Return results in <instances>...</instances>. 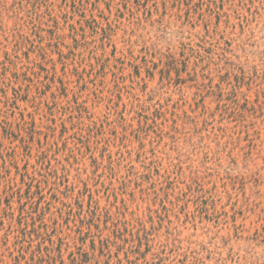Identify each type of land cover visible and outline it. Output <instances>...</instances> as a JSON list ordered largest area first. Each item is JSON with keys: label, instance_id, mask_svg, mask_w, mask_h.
Listing matches in <instances>:
<instances>
[{"label": "rangeland", "instance_id": "1", "mask_svg": "<svg viewBox=\"0 0 264 264\" xmlns=\"http://www.w3.org/2000/svg\"><path fill=\"white\" fill-rule=\"evenodd\" d=\"M0 264H264V0H0Z\"/></svg>", "mask_w": 264, "mask_h": 264}]
</instances>
